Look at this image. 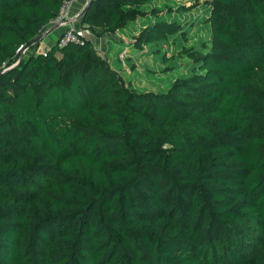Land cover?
Masks as SVG:
<instances>
[{"label": "trees", "instance_id": "1", "mask_svg": "<svg viewBox=\"0 0 264 264\" xmlns=\"http://www.w3.org/2000/svg\"><path fill=\"white\" fill-rule=\"evenodd\" d=\"M149 1L91 0L81 27L114 34ZM205 1L211 48L138 92L91 38L11 67L63 0H0V264H264V0Z\"/></svg>", "mask_w": 264, "mask_h": 264}, {"label": "rangeland", "instance_id": "2", "mask_svg": "<svg viewBox=\"0 0 264 264\" xmlns=\"http://www.w3.org/2000/svg\"><path fill=\"white\" fill-rule=\"evenodd\" d=\"M145 7L150 11L148 15L129 22L117 33L101 40L91 32L88 36L94 39L99 52L132 89L138 92H166L178 77L190 74V49L199 47L207 51L211 48L212 31L207 23L211 8L205 0H150ZM158 21L177 22L182 29L143 47H134V37L149 24ZM35 44L26 54L38 52ZM11 65H5L4 69Z\"/></svg>", "mask_w": 264, "mask_h": 264}, {"label": "built area", "instance_id": "3", "mask_svg": "<svg viewBox=\"0 0 264 264\" xmlns=\"http://www.w3.org/2000/svg\"><path fill=\"white\" fill-rule=\"evenodd\" d=\"M74 1L75 0H63L60 12L53 22V25L63 28L59 38L55 42V44L59 47H63L70 42H84V39L90 38L88 36V33L91 32L89 29L76 25V20L72 15V6ZM52 46L53 45L43 49L38 47V53L47 55ZM29 48L30 45H22L19 48L18 53L20 54L21 52V54H25ZM121 58H124V54H121Z\"/></svg>", "mask_w": 264, "mask_h": 264}, {"label": "crops", "instance_id": "4", "mask_svg": "<svg viewBox=\"0 0 264 264\" xmlns=\"http://www.w3.org/2000/svg\"><path fill=\"white\" fill-rule=\"evenodd\" d=\"M88 1L89 0H75L73 3L72 15L74 16V18L76 20V25H78V26H81V18H82L81 12L85 8ZM62 30H63V28H61V27H58V26L55 27L52 31L48 32V34H46V36L40 41V44L38 47L43 49L45 47H48V46L55 44V42L59 38ZM99 31H101V30H99ZM109 35H111V33H105L99 37L96 36L95 38L98 40H101V38H103V37L107 38Z\"/></svg>", "mask_w": 264, "mask_h": 264}, {"label": "water", "instance_id": "5", "mask_svg": "<svg viewBox=\"0 0 264 264\" xmlns=\"http://www.w3.org/2000/svg\"><path fill=\"white\" fill-rule=\"evenodd\" d=\"M90 1H91V0L88 1V3L86 4L85 8H84L83 11L81 12V16H82V15L84 14V12L86 11V9H87V7H88ZM55 27H57V26H56V25L50 26L47 30H45L44 32H42L41 34H39V35H38V36H37V37L31 42L30 46H31L32 44H35V43L41 41V40L46 36V34H48V32H50V31H52ZM23 57H24V54H23V53L20 54V56H19V60L17 61V63H15L14 65H12L11 67H14V66H16L17 64H19V63L22 61ZM11 67H9V68H11ZM9 68H7V69H9Z\"/></svg>", "mask_w": 264, "mask_h": 264}]
</instances>
